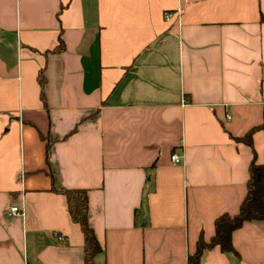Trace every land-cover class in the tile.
<instances>
[{
  "label": "crops",
  "instance_id": "1",
  "mask_svg": "<svg viewBox=\"0 0 264 264\" xmlns=\"http://www.w3.org/2000/svg\"><path fill=\"white\" fill-rule=\"evenodd\" d=\"M263 123L264 0H0V264H83L64 188L87 192L96 264H187L246 194L232 136ZM231 244L200 263L264 264V220Z\"/></svg>",
  "mask_w": 264,
  "mask_h": 264
},
{
  "label": "trees",
  "instance_id": "2",
  "mask_svg": "<svg viewBox=\"0 0 264 264\" xmlns=\"http://www.w3.org/2000/svg\"><path fill=\"white\" fill-rule=\"evenodd\" d=\"M63 44L60 42L55 51L61 50ZM40 85V94L43 99V88L45 79L37 76ZM264 128V123L253 126L241 137H233L235 141H241L252 148V158L248 167L249 178L246 182V194L240 202L238 211L235 214L229 212L218 215L214 220V233L209 241L203 236L198 238L195 252L188 255L187 264H201L200 256L204 249H211L213 246L230 255L238 258V253L231 244L232 232L241 227L246 221L264 220V164L255 160V151L252 145V134L254 130ZM60 192L66 196L67 210L71 220L80 226L83 234V264H96L95 255L102 251L99 241L94 235L93 228L88 219V195L85 189H61Z\"/></svg>",
  "mask_w": 264,
  "mask_h": 264
},
{
  "label": "built area",
  "instance_id": "3",
  "mask_svg": "<svg viewBox=\"0 0 264 264\" xmlns=\"http://www.w3.org/2000/svg\"><path fill=\"white\" fill-rule=\"evenodd\" d=\"M163 16H165V19L166 20H169V18L171 17L170 16V13L169 12H164ZM170 161L171 163L173 164H180V162L182 161V154L178 153V152H173L171 155H170ZM7 212L11 215V214H20V213H23L22 212V208L18 207L16 204H11L8 209H7ZM56 238L58 240H61V241H64L63 240V237L60 235V234H56Z\"/></svg>",
  "mask_w": 264,
  "mask_h": 264
}]
</instances>
